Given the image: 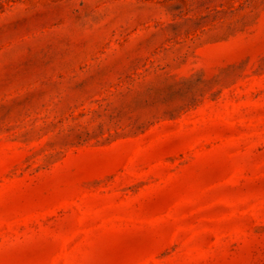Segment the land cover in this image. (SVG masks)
Wrapping results in <instances>:
<instances>
[{"label":"rangeland","instance_id":"1","mask_svg":"<svg viewBox=\"0 0 264 264\" xmlns=\"http://www.w3.org/2000/svg\"><path fill=\"white\" fill-rule=\"evenodd\" d=\"M0 264H264V0H0Z\"/></svg>","mask_w":264,"mask_h":264}]
</instances>
